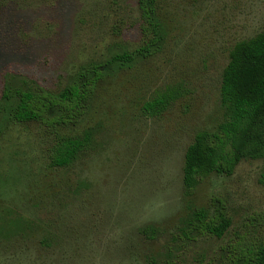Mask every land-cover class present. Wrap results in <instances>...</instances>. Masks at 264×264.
<instances>
[{
    "label": "rangeland",
    "instance_id": "rangeland-1",
    "mask_svg": "<svg viewBox=\"0 0 264 264\" xmlns=\"http://www.w3.org/2000/svg\"><path fill=\"white\" fill-rule=\"evenodd\" d=\"M159 12L163 51L101 82L87 118L62 131L94 134L73 165L50 166L44 126L0 127V221L20 223L0 236V264H221L240 237L264 243V160L211 175L190 199L183 190L187 148L222 121L223 71L236 43L264 31V0H159ZM142 39L139 0H0V100L10 77L56 91ZM168 88L182 98L147 117L144 104ZM215 200L228 233L189 242L188 206L213 214Z\"/></svg>",
    "mask_w": 264,
    "mask_h": 264
},
{
    "label": "trees",
    "instance_id": "trees-1",
    "mask_svg": "<svg viewBox=\"0 0 264 264\" xmlns=\"http://www.w3.org/2000/svg\"><path fill=\"white\" fill-rule=\"evenodd\" d=\"M142 44L104 61L80 67L61 89L52 91L34 81L10 77L0 100V127L11 123H37L54 136L49 150L52 168H68L92 148L94 134H64L88 116L99 85L163 51L166 26L159 12V0H139ZM182 94L178 88L160 91L143 106L147 117L162 116ZM223 119L213 130L196 133L187 148L183 167V190L187 199L211 175L232 176L244 160H264V31L234 45L222 74ZM259 183L264 185V167ZM213 214L191 203L183 234L189 242L200 238L222 239L232 226L224 204L215 200ZM16 224V225H15ZM20 223L0 221V236L10 238ZM149 230H144V233ZM165 264H175L167 262ZM221 264H264V243L252 244L244 238L230 243Z\"/></svg>",
    "mask_w": 264,
    "mask_h": 264
}]
</instances>
